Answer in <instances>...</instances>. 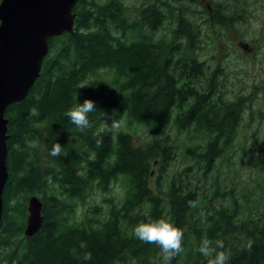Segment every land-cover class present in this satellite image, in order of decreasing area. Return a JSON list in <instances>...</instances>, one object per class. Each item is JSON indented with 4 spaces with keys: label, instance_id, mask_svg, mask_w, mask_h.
I'll return each instance as SVG.
<instances>
[{
    "label": "trees",
    "instance_id": "1",
    "mask_svg": "<svg viewBox=\"0 0 264 264\" xmlns=\"http://www.w3.org/2000/svg\"><path fill=\"white\" fill-rule=\"evenodd\" d=\"M167 1L144 0L130 16L123 0H80L74 32L49 40L41 76L5 115L9 179L0 264H168L158 245L134 234L138 224L161 218L184 229V251L170 264H208L210 257L198 251L204 237L213 247L223 243L216 250L227 252L228 264H264V180L252 192L242 190V203L236 185L207 186L201 178L208 179L217 159L235 143L248 101L227 100L219 90L222 69L209 73L197 62L199 11L182 5L175 13ZM184 1L198 3L176 0ZM248 1L214 0L208 26L245 21ZM166 21L177 27L173 43L157 40ZM85 99L97 108L89 114L91 127L81 130L65 113ZM123 118L130 127L152 131L154 139L137 145L131 133L106 130L113 119ZM172 126L203 138L193 137L184 147L185 177L181 172L167 189L154 191L152 180L164 178L177 148L163 138ZM55 143L67 155L51 156ZM117 183L123 190L119 203H111L107 212L85 208L94 193L109 194ZM32 196L43 202L44 223L28 238ZM189 201H197V207H189ZM87 253L91 260L84 259Z\"/></svg>",
    "mask_w": 264,
    "mask_h": 264
},
{
    "label": "rangeland",
    "instance_id": "2",
    "mask_svg": "<svg viewBox=\"0 0 264 264\" xmlns=\"http://www.w3.org/2000/svg\"><path fill=\"white\" fill-rule=\"evenodd\" d=\"M123 2L127 14L133 16L142 7L144 0ZM167 2H170V7L174 8L175 13L182 5L199 11L196 14L198 24L200 23L202 27L200 42L197 44L200 47L199 59L204 61L209 73H213L217 68L222 69L225 75L220 78L219 90L227 100H234L240 96L248 101L249 109L244 114L235 143L217 159L216 168L208 174V179L201 177L207 186H211L215 181L228 188L236 185L242 199V190L252 192L253 187L264 180V0L248 1L250 14L245 21L235 26L218 25L212 21V27L208 26L210 17L208 7L215 4L214 0L206 2L199 0L195 5L187 1L182 4H178L176 0ZM186 12L190 14L188 10ZM204 16L205 19L202 20L200 17ZM176 28L175 23L166 21L163 28L157 32V40L164 37L173 43L175 39L173 32ZM119 121H122L121 127L115 133H131L135 144L145 145L154 139L152 131L143 126L130 127L128 119L124 118ZM193 137L202 140L203 135L195 133L194 130H178L174 126L166 130L163 138L168 139L177 148L173 151L174 158L167 167L164 178L158 181L155 177L152 180L151 187L154 191H158L159 186L167 189L171 179L181 172L185 177L188 158L184 147ZM39 150L41 156H44V142L39 145ZM122 191L121 185L117 183L113 192L109 194L96 192L87 200L85 208L93 210L100 207L101 212H107L111 203L120 202Z\"/></svg>",
    "mask_w": 264,
    "mask_h": 264
},
{
    "label": "water",
    "instance_id": "3",
    "mask_svg": "<svg viewBox=\"0 0 264 264\" xmlns=\"http://www.w3.org/2000/svg\"><path fill=\"white\" fill-rule=\"evenodd\" d=\"M80 0H2L0 3V224L9 179L7 109L23 102L39 79L49 54V40L73 33L74 8ZM38 196L28 202L25 236L38 234L44 223Z\"/></svg>",
    "mask_w": 264,
    "mask_h": 264
},
{
    "label": "clouds",
    "instance_id": "4",
    "mask_svg": "<svg viewBox=\"0 0 264 264\" xmlns=\"http://www.w3.org/2000/svg\"><path fill=\"white\" fill-rule=\"evenodd\" d=\"M83 88V87H81ZM96 103L91 99H85L82 104H78L72 109L68 110L65 115L70 118L72 124L77 128L84 130L91 127L89 114L96 110ZM122 121L113 119L110 126H106V130L109 132H115L121 127ZM102 141H97V146H101ZM50 155L53 157H59L61 155H67L64 151V147L60 143H55L52 146ZM48 182H53L52 177H48ZM189 207H197V201H189ZM135 237L141 242L147 244H156L160 247L164 260L170 264V261L180 255L184 251V229L174 225L166 219H159L150 221L147 223H140L134 229ZM223 249L224 245L221 241L215 242L213 247V241L204 237L201 241V245L198 249L199 253L204 257H210L208 264H228L230 259L226 251H217L216 249ZM75 253V249H73ZM84 259L91 260L92 254L87 253ZM115 264H119L116 261Z\"/></svg>",
    "mask_w": 264,
    "mask_h": 264
},
{
    "label": "flooded vegetation",
    "instance_id": "5",
    "mask_svg": "<svg viewBox=\"0 0 264 264\" xmlns=\"http://www.w3.org/2000/svg\"><path fill=\"white\" fill-rule=\"evenodd\" d=\"M202 1H205L206 2V0H202ZM198 2H199V0H198ZM174 23H175V21H174ZM251 50L252 49H249V51H251ZM197 62L200 63V64H203L204 63V61H202L201 59H199V57L197 58Z\"/></svg>",
    "mask_w": 264,
    "mask_h": 264
},
{
    "label": "bare ground",
    "instance_id": "6",
    "mask_svg": "<svg viewBox=\"0 0 264 264\" xmlns=\"http://www.w3.org/2000/svg\"><path fill=\"white\" fill-rule=\"evenodd\" d=\"M235 26V25H234Z\"/></svg>",
    "mask_w": 264,
    "mask_h": 264
}]
</instances>
